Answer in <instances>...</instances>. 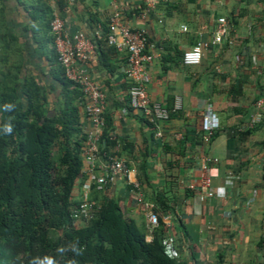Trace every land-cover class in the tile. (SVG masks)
<instances>
[{
    "label": "crops",
    "instance_id": "0c3cea01",
    "mask_svg": "<svg viewBox=\"0 0 264 264\" xmlns=\"http://www.w3.org/2000/svg\"><path fill=\"white\" fill-rule=\"evenodd\" d=\"M29 1L0 0V42L16 36L22 72H31L46 87L51 114L60 83L50 73V45L33 37ZM146 1L65 0L62 8L52 5L71 38L77 31L91 33V16L105 20L115 9L132 27H144L155 56L145 65L148 95L167 109L180 99V108L167 120L148 125L147 116L128 106L126 51L108 53L105 63L94 50L88 70L105 93L104 113L118 144L110 152L133 170L131 178L141 179L139 189L131 191L116 177L105 193L119 200L146 240L161 239L187 264H264V119L248 126L264 86V0H153L142 18L136 10H143ZM220 17L225 18V32L220 42H213ZM197 41L206 44L200 62L184 65L183 51ZM209 108L219 127L205 141L202 118ZM79 109L86 133L92 125ZM103 156L94 159L98 175L106 170ZM202 157L210 159L206 169L199 167ZM201 175H208L213 187L225 183L224 197L200 201ZM191 184L196 188L190 189ZM157 200L168 206L159 208ZM149 213L157 215L156 226L149 223Z\"/></svg>",
    "mask_w": 264,
    "mask_h": 264
},
{
    "label": "trees",
    "instance_id": "16d2710c",
    "mask_svg": "<svg viewBox=\"0 0 264 264\" xmlns=\"http://www.w3.org/2000/svg\"><path fill=\"white\" fill-rule=\"evenodd\" d=\"M64 4L65 0H57L55 5L59 9ZM26 5L34 22V39L35 30L42 33L41 45H50V73L60 83V92L50 114L46 87L31 72H22L16 36L4 37V44L0 42L4 50L0 54V264H187L179 256L166 255L161 239L146 240L135 221L123 213L119 200L106 195L109 183L100 190L89 183L85 194L86 133L80 128L79 108L86 100L57 59L50 26L56 8L48 0H30ZM90 19L102 27L101 38L93 40L100 61L106 63L108 53L118 51L106 41L109 16ZM7 104L14 108L5 110ZM168 110L170 116L173 111ZM101 116L104 128L97 154L104 155L106 162L116 154L110 151L118 144L110 134V118L104 112ZM6 123L12 124L10 134L3 131ZM84 201L91 205V217H74ZM157 203L162 209L168 206L164 200Z\"/></svg>",
    "mask_w": 264,
    "mask_h": 264
},
{
    "label": "built area",
    "instance_id": "2783aa9c",
    "mask_svg": "<svg viewBox=\"0 0 264 264\" xmlns=\"http://www.w3.org/2000/svg\"><path fill=\"white\" fill-rule=\"evenodd\" d=\"M51 5H55L57 0H48ZM153 0H147L139 16L144 17L152 7ZM218 26L213 35V42H220L225 32V18H218ZM51 30L55 35L54 43L58 53V61L64 68L67 79L77 84L85 97L84 113L91 122L92 128L86 132L84 141L85 148L83 152L86 164L88 182L83 185L85 194L90 190V184H94L97 190L102 189L107 183L113 181L116 177L122 178L130 187L131 191H137L140 187L138 179L131 178L133 171L123 158L113 154L106 160V170L104 173L96 174L93 171L94 159L98 151V142L103 135L104 120L102 113L105 106V93L99 84L91 77L88 70V62L95 50L93 38H101L102 27L97 24L91 33L77 31L73 37H69L64 29L62 18L54 11L50 22ZM109 31L105 34L106 41L115 46L117 50L126 51V70L125 75L131 83L128 88L129 106L132 109L142 112L148 117V121L167 120L170 111L163 107L160 102L152 101L144 85L145 65L150 63L155 57L150 52L153 45L148 41L147 33L144 27H132L129 22L121 15L118 10H114L109 16ZM204 42L197 41L192 46L186 48L181 56L184 65H197L202 57ZM253 58V57H252ZM180 99L177 98L172 111L180 108ZM255 113L248 122L249 127H253L264 119V86L261 88L258 98L255 102ZM219 122L216 115L209 108L202 118V128L204 130V140L208 141L213 132L218 129ZM160 135V131L155 133ZM210 159L202 157L200 168L206 169V163ZM264 164V159H263ZM90 183V184H89ZM197 197L200 201L208 197H224L226 184H220L213 187L208 175H201L198 183ZM190 189H195V185H190ZM91 205L84 201L73 212L76 218L91 217ZM148 221L152 226L157 224V215L148 214ZM263 237H264V218H263ZM164 252L169 257H175V251L170 245L164 243Z\"/></svg>",
    "mask_w": 264,
    "mask_h": 264
},
{
    "label": "clouds",
    "instance_id": "9594fccd",
    "mask_svg": "<svg viewBox=\"0 0 264 264\" xmlns=\"http://www.w3.org/2000/svg\"><path fill=\"white\" fill-rule=\"evenodd\" d=\"M14 108V105L12 104H7L5 105V110H12ZM3 131L10 134L12 132V124L11 123H6L4 125ZM49 264H51V262H49Z\"/></svg>",
    "mask_w": 264,
    "mask_h": 264
},
{
    "label": "rangeland",
    "instance_id": "374dc122",
    "mask_svg": "<svg viewBox=\"0 0 264 264\" xmlns=\"http://www.w3.org/2000/svg\"><path fill=\"white\" fill-rule=\"evenodd\" d=\"M34 32H35L36 40L42 41V33L38 32V31H35V30H34ZM44 45H45V43H44Z\"/></svg>",
    "mask_w": 264,
    "mask_h": 264
}]
</instances>
